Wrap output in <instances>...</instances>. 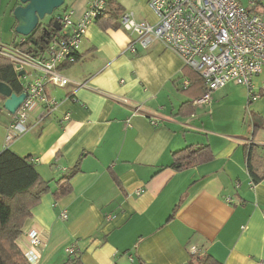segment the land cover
<instances>
[{
    "label": "crops",
    "instance_id": "1",
    "mask_svg": "<svg viewBox=\"0 0 264 264\" xmlns=\"http://www.w3.org/2000/svg\"><path fill=\"white\" fill-rule=\"evenodd\" d=\"M148 1L109 0L79 60L59 69L69 83L47 85L58 101L49 118L15 136L0 114V152L31 157L49 187L16 240L25 255L31 231L43 242L31 264H61L71 246L78 264H197L204 255L264 264V94L248 105L245 88L227 83L194 105L203 88L176 55L159 43L128 49L135 37L121 15L155 22ZM86 4L65 8L79 18ZM188 146H208L212 158L172 170L173 153ZM72 172L70 191L55 197Z\"/></svg>",
    "mask_w": 264,
    "mask_h": 264
},
{
    "label": "built area",
    "instance_id": "2",
    "mask_svg": "<svg viewBox=\"0 0 264 264\" xmlns=\"http://www.w3.org/2000/svg\"><path fill=\"white\" fill-rule=\"evenodd\" d=\"M108 2L87 0L79 18L67 8L53 12L52 21L58 23L59 30L50 34L42 48H28L23 36L11 46H0V57L9 61L17 78L19 91L12 92L24 95L15 113L2 107L9 118V133L21 136L54 113L58 101L48 96L47 85L64 87L69 83L59 69L78 60L88 26L104 15ZM148 7L155 17L153 23L136 22L130 13L121 15V28L135 37L128 49L135 52L136 45L147 49L159 43L176 55L204 84V93L194 105L209 103L212 92L228 82L243 86L251 101L264 91V80L256 82L264 72V0H149ZM37 110L40 113L34 119ZM68 119L65 114L61 121ZM65 218L62 212L60 219ZM29 239L26 257L34 263L43 242L34 231ZM65 252L73 254L74 248L67 247Z\"/></svg>",
    "mask_w": 264,
    "mask_h": 264
},
{
    "label": "trees",
    "instance_id": "3",
    "mask_svg": "<svg viewBox=\"0 0 264 264\" xmlns=\"http://www.w3.org/2000/svg\"><path fill=\"white\" fill-rule=\"evenodd\" d=\"M111 18H113V16H111ZM44 27L47 29L43 30ZM44 27L40 25L29 37H26V43L24 45L28 46L30 49L44 47L47 39L50 38V34L55 31L51 23L49 26ZM185 67L188 68L187 66ZM188 69L194 72L192 69ZM194 75V77L200 81L203 88V91H201L202 93L199 92L198 94L200 97L203 95L205 87L199 75L195 72ZM262 75L263 73L259 76ZM0 82L7 84L13 92L19 91L17 78L9 61L1 57ZM187 88H189V86ZM187 88L185 90H188ZM214 92L215 91H213L212 94ZM263 94V90L259 91L257 99H260ZM194 98L196 99L198 97L194 96L193 99ZM247 102L249 105L253 101L247 97ZM211 158L212 155L208 146L199 148L188 146L173 153L170 168L177 172L183 171L195 165L207 162ZM250 159L251 152H248V162ZM248 167L256 181L257 177L252 172L250 164ZM73 174L74 172L60 178L62 183L53 193L55 197L59 198L70 191L69 181ZM48 189V183L44 182L37 172L31 157H20L7 148L0 152V264H31L26 255L18 248L16 240L21 235L23 224L31 215L32 208L38 203L41 195L47 192ZM73 256H75V254H70L69 259L61 264H78L77 258H72ZM192 256H195L194 253H192ZM197 264L215 263L210 257L204 255L198 258Z\"/></svg>",
    "mask_w": 264,
    "mask_h": 264
},
{
    "label": "water",
    "instance_id": "4",
    "mask_svg": "<svg viewBox=\"0 0 264 264\" xmlns=\"http://www.w3.org/2000/svg\"><path fill=\"white\" fill-rule=\"evenodd\" d=\"M64 3L65 0H17L10 11L14 19V33L18 36L29 37L41 25L40 21L45 16L52 15ZM51 25L53 29L59 30V25L56 21H51ZM46 29V27L43 28V30ZM0 96L4 98L3 109L10 114L15 113L24 100L23 94L16 96L12 89L3 82H0Z\"/></svg>",
    "mask_w": 264,
    "mask_h": 264
},
{
    "label": "rangeland",
    "instance_id": "5",
    "mask_svg": "<svg viewBox=\"0 0 264 264\" xmlns=\"http://www.w3.org/2000/svg\"><path fill=\"white\" fill-rule=\"evenodd\" d=\"M17 0H1L0 4V46L8 47L11 46V43L14 39L18 40L19 36L14 34V19L10 13L12 6L16 4ZM68 4V0H65V3L59 9H56L54 12L56 13L58 10L64 9ZM53 18L52 15H47L43 20H41V25L49 26ZM3 98L0 96V112L3 114L2 106H3ZM5 114V113H4Z\"/></svg>",
    "mask_w": 264,
    "mask_h": 264
}]
</instances>
